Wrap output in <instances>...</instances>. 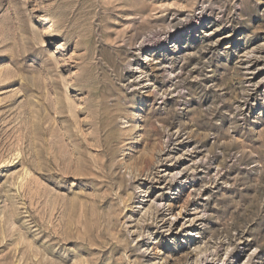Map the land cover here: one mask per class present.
<instances>
[{"label": "rangeland", "instance_id": "1", "mask_svg": "<svg viewBox=\"0 0 264 264\" xmlns=\"http://www.w3.org/2000/svg\"><path fill=\"white\" fill-rule=\"evenodd\" d=\"M232 259L264 264V0H0V264Z\"/></svg>", "mask_w": 264, "mask_h": 264}, {"label": "bare ground", "instance_id": "2", "mask_svg": "<svg viewBox=\"0 0 264 264\" xmlns=\"http://www.w3.org/2000/svg\"><path fill=\"white\" fill-rule=\"evenodd\" d=\"M202 22V21H201ZM188 30L186 31V33H185V35L186 34H189V33H192L194 30H190L191 28H187ZM170 36V35H169ZM183 36V34H181V32L180 33H176V36L175 37H172V39H171V41H173L174 39H179L180 37H182ZM152 37H153V35H152ZM156 39V38H155ZM145 40V39H144ZM166 41V40H165ZM144 43L145 42H143V44H141V46L137 49V51L139 50V51H141V49H142V46L144 45ZM147 43V42H146ZM157 43V42H156ZM155 46V45H154ZM178 62V61H177ZM155 64H156V62H154ZM172 65V64H171ZM163 65H162V63H160V64H156V65H153L152 66V68H151V70H152V72H154V74H156V75H158V72L160 71V70H162L163 72H169V75L170 76H172L173 77V75L174 74H176V68H174V65H172V68L171 69H169V68H167L166 67V65L164 66V67H162ZM129 68V67H128ZM134 68V67H133ZM155 75V76H156ZM168 75V74H167ZM150 76V75H149ZM147 77H148V74H147ZM174 77H176V76H174ZM183 77V76H182ZM167 79H169V77L167 78ZM166 79V80H167ZM148 80H151V79H148ZM166 83V82H165ZM167 85H169V84H167ZM174 86V85H173ZM164 87V84L163 85H161V89ZM156 88H157V86L155 87V89H153V91H151L149 94L150 95H154V96H156V95H158V94H160V90H156ZM182 89V88H181ZM161 91H163V90H161ZM166 91H167V89H166ZM149 94H148V96H149ZM163 94H165V91L163 92ZM121 98V97H120ZM126 99V98H125ZM126 102V101H125ZM140 118V117H139ZM142 119V118H141ZM128 122V121H127ZM147 166V165H146ZM183 171V170H182ZM175 177V176H174ZM214 177V176H213ZM175 179H176V177H175ZM182 211H183V205H182V208H181V211L180 212H178L176 215H177V217L179 216V215H181V213H182ZM173 216H175V215H173ZM197 254V253H196ZM191 259V258H190ZM196 262H198V259H196ZM167 263V262H166ZM230 264H236V260L235 259H232V261H231V263ZM243 264H249V262L247 263H243Z\"/></svg>", "mask_w": 264, "mask_h": 264}]
</instances>
